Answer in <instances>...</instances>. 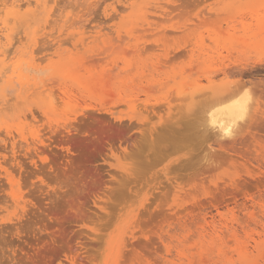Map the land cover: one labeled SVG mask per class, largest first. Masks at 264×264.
Segmentation results:
<instances>
[{
	"label": "rangeland",
	"instance_id": "1",
	"mask_svg": "<svg viewBox=\"0 0 264 264\" xmlns=\"http://www.w3.org/2000/svg\"><path fill=\"white\" fill-rule=\"evenodd\" d=\"M0 1V264H264V0Z\"/></svg>",
	"mask_w": 264,
	"mask_h": 264
},
{
	"label": "bare ground",
	"instance_id": "2",
	"mask_svg": "<svg viewBox=\"0 0 264 264\" xmlns=\"http://www.w3.org/2000/svg\"><path fill=\"white\" fill-rule=\"evenodd\" d=\"M15 1V0H14ZM17 1V0H16ZM28 1V0H27ZM57 2H58V0H56ZM1 2V1H0ZM6 2H7V0H6ZM24 2V1H23ZM49 2V1H48ZM3 3V2H2ZM1 3V4H2ZM14 3V2H13ZM12 3V4H13ZM16 4H17V2H16ZM24 4H26V3H24ZM24 4H22V5H24ZM29 4H31V3H28V5ZM34 4V3H33ZM32 4V5H33ZM31 6V5H30ZM38 8V7H37ZM3 13V12H2ZM3 15V14H2ZM15 15V14H14ZM15 18V17H14ZM12 19V18H11ZM17 19V18H16ZM11 20H10V18H9V22H10ZM13 21V20H12ZM11 21V22H12ZM10 22V23H11ZM10 23H9V26H10ZM5 26V25H4ZM12 37V36H11ZM240 74V73H239ZM245 75V74H244ZM232 85V84H231ZM215 86V85H214ZM228 86V85H227ZM230 86V85H229ZM233 86V85H232ZM240 86V85H239ZM257 86V85H256ZM234 87V86H233ZM218 88V87H217ZM240 88V87H239ZM256 88V87H255ZM210 90H213L212 88H211V86H210V88H209ZM222 88H220V90H221ZM230 89V92L229 93H227L228 92V90H226V92H224L225 91V89L223 90V95H222V93H220L219 91L220 90H218L217 92H219L217 95L215 94V95H212V94H209V95H211V97L210 96H208V95H206V96H208L209 97V99H208V97H206V98H204V99H200L201 97H200V94H199V96L197 97V96H195L194 98L196 99V98H199V100L198 101H201L198 105H197V108H201L202 106V109H200L201 111H202V114L201 113H199V112H201L199 109V114L196 112V113H194L195 115H194V117H195V119L198 117V116H200L201 115V119L200 120H202V118H203V120H204V122L202 121L201 122V124H203L204 123V126H205V132H207L208 134L209 133H212L211 135L213 136L214 135V132L216 133L215 134V136L217 135V137H220V138H222V139H225L226 137H228V138H230V137H233V134H235L236 132H237V130L239 131V129H242L243 127L242 126H244V124L246 125V123H244L246 120H248L249 119V117H251L250 116V114H253V113H256L257 112V110L255 109L256 107H257V104L256 105H254L252 102V98H251V96L252 95H250V93H247V92H245V93H242L243 92V90H242V92L240 93L239 91L240 90H238L237 89V87L235 86V89H234V91H231V90H233L232 88H229ZM237 89V90H236ZM244 89V88H243ZM257 89V88H256ZM259 89V88H258ZM205 90V89H204ZM215 90H217V89H215ZM216 92V91H215ZM224 93H226V94H224ZM202 97H204L205 95L203 94V95H201ZM190 99V98H189ZM204 100V101H203ZM194 101V100H193ZM203 101V102H202ZM252 101V102H251ZM195 102H196V100H195ZM201 103H203V104H201ZM195 104V103H194ZM200 104H201V106H200ZM170 105V104H169ZM192 105H193V103L191 102V108H192ZM259 105V104H258ZM194 106V105H193ZM200 106V107H199ZM165 107V106H164ZM168 108V107H167ZM171 108V107H170ZM197 108H195V106H194V108H193V110L194 109H197ZM255 110V111H254ZM197 111V110H196ZM254 111V112H253ZM190 112H192L193 113V111H192V109H191V111ZM252 112V113H251ZM170 114V113H169ZM196 114H198V116H196ZM188 115V114H187ZM172 116H174V115H172ZM172 116L170 117V118H172ZM192 116V115H191ZM175 117V116H174ZM193 117V116H192ZM191 117V118H192ZM193 117V118H194ZM162 118H163V116H162ZM169 118V119H170ZM248 118V119H247ZM182 119V118H181ZM199 119H197V121L199 120ZM164 120V119H163ZM188 120V119H187ZM191 120V121H190ZM200 120L198 121V122H200ZM252 120V119H251ZM177 122H178V120H176ZM180 121V120H179ZM188 121H190V122H192L193 123V121L195 122L196 120H193L192 121V119H189ZM164 122H166V121H164ZM168 122V121H167ZM169 123V122H168ZM173 123H174V121H173ZM176 123V122H175ZM174 123V124H175ZM191 123V124H192ZM244 123V124H243ZM172 124V122L170 123V125ZM176 124H178V123H176ZM188 124V123H187ZM186 124V125H187ZM196 124V123H195ZM194 123H193V128L192 129H194V125H195ZM243 124V125H242ZM164 125H166V124H164ZM169 125V124H168ZM173 125V124H172ZM181 125H183V124H178V126H180V128H182L181 127ZM200 125V124H199ZM240 125H241V127H240ZM197 127H198V125H196ZM201 126H203V125H201ZM203 126V127H204ZM173 127V126H172ZM202 127V128H203ZM240 127V128H239ZM247 127V126H246ZM164 128V127H163ZM162 128V129H163ZM167 128V127H166ZM174 128V127H173ZM238 128V129H237ZM176 129H179V128H176ZM182 129H184V127L182 128ZM168 130H169V128H168ZM171 130V129H170ZM174 130V129H173ZM179 130H181V129H179ZM187 130V129H186ZM176 132V131H175ZM175 132H171V134L172 133H175ZM187 132V131H186ZM204 132V131H203ZM235 132V133H234ZM193 133H196V129H195V132H193ZM185 134V133H184ZM197 135L198 134H200V133H196ZM201 134H203V133H201ZM201 134H200V136H201ZM206 134V133H205ZM240 134V133H239ZM175 135V134H174ZM182 135H183V133H182ZM210 135V136H211ZM192 136V135H191ZM190 136V137H191ZM194 137H197V136H195V135H193ZM192 136V137H193ZM183 137H185V136H183ZM205 138H206V135L204 136ZM205 138H203V139H205ZM193 140H194V138H192ZM207 139V138H206ZM205 139V140H206ZM40 148V147H39ZM17 149V148H16ZM31 151H33V150H31ZM42 151V150H41ZM33 154H31V155H29V156H32ZM34 156V155H33ZM32 156V157H33ZM34 158V157H33ZM18 159V158H17ZM30 159H31V157H30ZM17 163H18V161H17ZM23 167V166H22ZM9 175V174H8ZM11 182L12 180H11V178L8 180V182ZM15 181V180H14ZM11 183H13V182H11ZM15 183V182H14ZM15 193V192H14ZM13 193V195H15ZM19 198V197H18ZM18 203V202H17ZM22 205V204H21ZM224 232V231H223ZM225 234V233H224ZM166 241H168V240H166ZM215 242V241H214ZM176 250V249H175ZM175 257V256H174ZM181 259V258H180ZM72 264H74V263H72Z\"/></svg>",
	"mask_w": 264,
	"mask_h": 264
}]
</instances>
